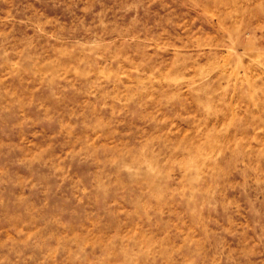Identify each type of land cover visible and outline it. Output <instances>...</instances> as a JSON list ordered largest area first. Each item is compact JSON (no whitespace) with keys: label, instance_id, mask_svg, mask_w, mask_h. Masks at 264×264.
<instances>
[{"label":"rangeland","instance_id":"rangeland-1","mask_svg":"<svg viewBox=\"0 0 264 264\" xmlns=\"http://www.w3.org/2000/svg\"><path fill=\"white\" fill-rule=\"evenodd\" d=\"M0 264H264V0H0Z\"/></svg>","mask_w":264,"mask_h":264}]
</instances>
